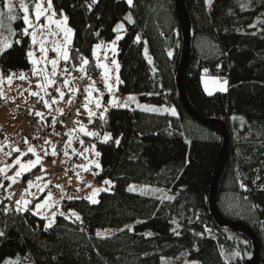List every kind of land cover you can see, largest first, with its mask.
<instances>
[{"label":"trees","instance_id":"1","mask_svg":"<svg viewBox=\"0 0 264 264\" xmlns=\"http://www.w3.org/2000/svg\"><path fill=\"white\" fill-rule=\"evenodd\" d=\"M25 2L32 7L35 0ZM52 5L73 30L70 60L65 62L70 72L90 57L83 69L98 74L91 49L112 41L115 25L123 22L116 55L119 92L133 94L143 104L174 108L177 114L97 110L88 125L98 134L89 138L100 155L94 181H110V190L101 192L95 204L85 198L62 201L61 214L49 227L30 210L17 211L15 200L5 198L0 185V264L12 259L16 264H163L185 259L243 264L249 241L220 229L208 210L221 138L195 123L178 100L181 37L174 0H133L132 5L126 0H52ZM185 5L192 26L187 98L200 115L222 120L230 136L218 209L253 231L264 264V0H185ZM15 15L11 46L0 53V72L34 80L28 60L34 47L21 11L16 9ZM145 46L152 63L145 58ZM203 73L226 78L227 92L207 96L201 87ZM105 134L110 138L100 140ZM17 155L0 156V165ZM35 171L24 175L23 183ZM129 184L164 189L167 198L132 194ZM107 229L114 231L96 236Z\"/></svg>","mask_w":264,"mask_h":264},{"label":"rangeland","instance_id":"2","mask_svg":"<svg viewBox=\"0 0 264 264\" xmlns=\"http://www.w3.org/2000/svg\"><path fill=\"white\" fill-rule=\"evenodd\" d=\"M36 2L37 0H35L32 7H29V19L33 22L34 27L29 28L28 25L26 24L24 25H25V30H27L31 43H32L31 32L32 31L37 32V43L36 44L32 43L33 44L32 46L34 48H37V51H35L34 48L31 51H29L33 55L31 57L28 56V60L32 66V76L38 78V80L32 81L30 80L29 76L24 74L25 76L24 79H20L19 76H13L12 82L11 84H9L7 80L8 77H3V83H0V93H3V98H1V100L4 101L5 99H9V101L14 104V110L11 112L8 109H6V107L0 106V133H2L4 136L3 138H0V156L2 155L3 142L4 141L7 142L9 138H12L11 143L15 144V146H20L19 141L21 140V138H23L24 141L27 143L32 141H34V143H38L40 142V140L41 142L44 141L45 137H42L41 139L35 141V136L37 135L36 131L34 130V128H32V126L28 125L26 117L22 115L24 111L21 112L22 110L21 106L24 105L27 101L30 100L31 97L34 96L31 93L33 92L37 93L38 91L43 90L44 84L47 83L46 80L44 79L45 75H47L48 78L51 77V79L53 80V77H55L58 74L62 76L67 75L69 73L71 74V72L65 66V62L70 60V46L72 45V41H73V30L68 24V19L66 23L63 24V28H70L72 30V34L69 38L66 39L63 28H57L56 23L48 24V19H47V17H51L54 21L59 22V21H63L64 17L66 16L64 14L58 15L55 12L54 8L52 9V11H54L56 15L52 16V11H49L47 8V0H40L42 6L45 9V15L41 17V20L37 24L35 22V13H34V7ZM13 7H14L13 14H15L16 9L20 10L19 0H13ZM0 9H2L1 5H0ZM3 11L5 12V15L3 17H0V52H3L9 47L8 45L11 44L12 36H13L12 27H11L12 21H10L7 18V10L3 9ZM126 18L129 19L130 16L127 15ZM22 20H23V13H22ZM124 28L125 27L123 22H119L118 24L115 25L114 28L115 38L112 41L98 42L91 49L90 56L95 61V64L106 65L109 70L107 85L111 86V91H109V87L106 86L104 80V69L101 68L102 75H100V78L103 80L102 85L109 99L107 102H104L101 96V94H103L102 90L100 88L95 87V89L94 88L93 89L98 94L92 96L90 102H92L96 110H100L102 114H104L107 110L110 109H134L149 113H155L159 115L168 114L175 116L177 113L174 108H170L164 105L156 106V105L143 104L137 100L135 95L122 94L119 92L118 85L120 80H118L117 82V78H119V74H118V67H117L118 63H117L116 55H117V45L123 36ZM41 40L44 41V47L47 50V54H46L47 62L45 61L44 54L41 53L39 50L40 49L39 42ZM54 48L59 49V51H53ZM64 51H67L69 54L67 60L63 59L62 52ZM37 52L38 54H41V56H38ZM49 53H53V56H50ZM144 55L146 59L150 63H152V61L149 59L150 54L146 46L144 47ZM100 58H102L104 62L100 63L99 62ZM53 59L57 61L55 76L51 75L52 65L50 61ZM33 60H37L39 61V63L34 65L32 63ZM82 60H87L88 63L91 61L90 57H84ZM85 66L86 65L83 64L82 61L80 62L79 65L76 66V71L82 73L83 77H86V70L82 71L81 69H83ZM34 72H37L38 74L33 75ZM0 75H2L1 72ZM39 77L42 78V81L40 80ZM200 81H201L202 90L207 96H211L216 93L224 94L228 90V81L226 80V78L223 77L213 76L207 73H203L201 75ZM224 81H227V83L225 84ZM75 82L77 85L74 88V90L77 91L71 90L72 92H78L80 90L79 87H81L80 80L75 79ZM78 83H79V87H78ZM37 85H42L43 87H37ZM91 86L93 85L91 84ZM221 88L225 90H221ZM209 91L211 92V95L208 94ZM129 97H133L134 99L129 100L128 99ZM97 101L100 102L99 108L96 107ZM112 101H115L116 103L113 104ZM125 104H127V107L124 106ZM49 113H50V117H49V123L47 122V125L53 122V115L51 114L50 110ZM43 116L46 117V113ZM78 117L81 118L80 116ZM41 128L44 129L45 127H41ZM55 131L58 132V130ZM93 137L94 136L87 135V137L84 139H80V138L77 139L76 146L74 149V151L77 152V160L74 161V165L84 161L83 164L88 168L87 169L88 172L85 173L77 172L75 170L76 167L73 165V168L71 169L73 170V173L71 172V174H68L67 167L65 169L61 168L59 162L58 163L59 170L54 173L53 172L54 163L52 162L53 165L49 170V174L52 176L57 174H62V176L63 175L64 176L63 177L61 176L62 177L61 180L56 179V182L58 183L53 184L55 188L53 186H47L45 191H43L42 189H39V191H37L38 188L37 186L40 179L33 181V186L31 188L28 187V183H23L22 181L23 176L29 173L35 167H37V165H43L44 162L42 160L44 159H40V163H36L34 167L30 168V170H25L24 172H22V174L19 177L15 178V182H13L11 178L14 177L15 173L20 170V164H27L29 161L35 162L37 160V156L32 154V156H28L27 158H24V156L22 155H17L10 160H6L5 163L0 165V168H5V172L0 173V185L5 188V198L9 199L10 201L15 200L16 209L18 207L16 203L17 201H20L22 199L27 200L28 204L26 208L23 204L19 205V207L23 210H30L37 217L44 219L47 227H49L50 221L52 224L57 214L58 215L61 214V203L63 201L62 198L64 197L63 194H66V196H71V197L73 196L76 199L85 198L90 203H92L93 199L98 201V196L101 194V192H109L111 186L110 183L105 184L103 182L99 184L94 181V176L100 170V155H96V153L98 152L96 145L89 139V138L92 139ZM106 137L108 138L106 139ZM109 138H110L109 134H105L100 138V140L106 141ZM45 144L46 142L42 144V147H37V148L33 147L36 148L37 154L43 150ZM28 149L29 147L27 148V151ZM16 160H19L20 164L15 163ZM97 165H99V167H97ZM34 174L36 173L34 172ZM34 174H31L28 179H33V177L35 176ZM58 185H61L62 188L65 187L64 193L60 192L59 194L58 188L60 187ZM69 186L73 187L74 189H69ZM129 189L132 190L129 191ZM127 190L132 194H136L148 198L159 199V200L167 198V192L164 189L153 186L129 184L127 186ZM93 192L96 193L95 196H93ZM49 193H51V199H48ZM45 195L47 196V198L43 200L42 198H45L44 197ZM37 203H41L42 205H44L38 211V214L35 208V205ZM69 218L70 219L74 218V220L76 221L78 220L76 219V216L74 217L70 216ZM112 231L114 230H110V229L99 230L96 232V236L106 237L110 235ZM97 233H99V235H97ZM6 262H10V264H16L15 259L6 260L3 264H6ZM163 264H198V262L185 259L181 262L169 263L168 260H165Z\"/></svg>","mask_w":264,"mask_h":264},{"label":"water","instance_id":"3","mask_svg":"<svg viewBox=\"0 0 264 264\" xmlns=\"http://www.w3.org/2000/svg\"><path fill=\"white\" fill-rule=\"evenodd\" d=\"M174 10L181 37L180 57L175 74V87L178 100L184 112L198 125L216 133L221 138V147L213 166L209 185L207 204L211 218L220 229L242 235L249 241L250 252H244L243 264H260L261 246L257 236L245 224L224 217L218 209L217 194L221 177L225 171L230 152V136L227 125L220 119L200 115L190 104L185 92V77L190 64L192 26L186 9L185 0H174Z\"/></svg>","mask_w":264,"mask_h":264},{"label":"built area","instance_id":"4","mask_svg":"<svg viewBox=\"0 0 264 264\" xmlns=\"http://www.w3.org/2000/svg\"><path fill=\"white\" fill-rule=\"evenodd\" d=\"M52 56V54H50ZM103 59H100V62H102ZM73 76L76 79H79L81 81V88L78 92H72L64 89L63 81H62V75L58 74L54 77V85L55 88L61 89L64 91V103H65V110L61 112L60 114L53 115V122H51L49 125H46V127L43 129L38 124V117L36 116V112H40L43 115L45 113L43 112L44 103L45 101L48 102L49 110L52 112L53 106H52V100L55 97L54 92H48V93H39L37 96L30 98V100L26 103V106L31 111L29 113H22L24 117H26L28 125L32 126L34 130L36 131L35 141L38 139H41L42 137H45L44 140L50 141L51 143H46L43 147V150L40 153L41 157L46 156L44 154V149H47L48 152L55 149L56 155L53 156L51 154L50 160L54 163V169L53 172H57L59 170L58 163L60 162L63 150L67 145V142L70 137V130L78 123H87V119L81 117L79 118L76 114L77 110L80 108V106L83 103L84 100V89L87 85V83L90 81V83L93 84L94 87L101 88V79L100 77L93 72L90 68L86 71V77H83L82 74H79L78 72H74ZM42 98V99H41ZM0 106L6 107L9 111H13V104L8 101L7 99L5 101H0ZM49 130V132H48ZM55 130H58L56 132ZM0 138H3V134L0 133ZM8 141L11 143L12 138H9ZM20 146H15V144L11 143L12 146L9 151L3 152L5 155L6 153H12V152H18L20 151L24 146V139L21 138L19 141ZM34 142V141H32ZM19 147V148H18ZM22 147V148H21ZM18 149V151H17ZM69 155L67 157V171L68 174L73 173L74 161H75V151H69ZM52 153V152H51ZM69 168V169H68ZM36 176L39 175V172H35Z\"/></svg>","mask_w":264,"mask_h":264},{"label":"crops","instance_id":"5","mask_svg":"<svg viewBox=\"0 0 264 264\" xmlns=\"http://www.w3.org/2000/svg\"><path fill=\"white\" fill-rule=\"evenodd\" d=\"M36 50H37V48H36ZM1 53V52H0ZM146 58V57H145ZM149 59L151 60V57H150V55H149ZM98 68H99V74L100 75H102V69H101V67H99L98 66ZM102 77V76H101ZM40 78V80L42 81V78L41 77H39ZM63 84H64V87H65V89H67V90H72V91H77V90H74V88L76 87V82H75V78L73 77V75H72V72H71V74L69 73V74H67V75H63ZM49 79H51V77L49 78ZM34 80H38V78H35L34 77ZM52 80V79H51ZM102 80V79H101ZM33 81V80H32ZM53 81V80H52ZM65 81H67V84H65ZM103 81V80H102ZM43 84H44V82H43ZM53 84V83H52ZM52 84L51 85H48L47 83H45L44 84V88H43V90H41V91H38V92H48V91H52L53 90V92H55V97H54V99L52 100V105H53V110H52V112H51V114L52 115H58V114H60L61 112H63L64 110H65V103H64V99H63V96H61V93H63V91L62 90H60V89H55V87H53L52 86ZM92 84V83H91ZM91 84H87L86 85V87H85V91H84V102H83V104H82V106L77 110V112H76V114L78 115V116H80V117H83V118H85V119H87L88 121H87V123H81V122H78L76 125H75V127L73 128V129H71V131H70V139H69V141H68V144L66 145V147L64 148V150H63V156H62V158H61V161H60V166H61V168H63V169H65L66 167H67V157H68V155H69V151L71 150V151H74V149H75V146H76V140L77 139H84V138H86L87 137V135H85V132H91L90 130H89V128H88V125H89V123H91L92 122V119H93V117H94V115H95V113L97 112V110H96V108L93 106V104H92V102H90V99L92 98V96H95V95H97L98 93L97 92H95V87L94 86H91ZM103 84V83H102ZM105 84V83H104ZM93 85V84H92ZM78 87H79V83H78ZM94 88V89H93ZM79 89H80V87H79ZM78 89V90H79ZM102 91H103V94H101V96H102V99H103V101L104 102H107L108 101V99H109V97H108V95L106 94V91H105V89L103 88V85H102ZM37 92V93H38ZM104 96H107V97H105L104 98ZM137 98V97H136ZM53 101H55V102H53ZM85 105H87V108H85ZM21 108H22V110H21V112L22 111H24V112H26V113H29V112H31L29 109H27V107H26V103L24 104V105H22L21 106ZM49 107H45V104H44V108H43V112L44 113H46V117L45 116H37L38 117V121H39V124H40V126L41 127H46V125H47V122L49 123V117H50V113H49V109H48ZM20 112V113H21ZM89 112H92L93 113V115L91 116V117H89ZM37 113V112H36ZM11 126V125H10ZM81 128H83L84 129V131H81ZM92 133V132H91ZM47 140H44V141H42L41 142V140H40V142H38V143H34V142H25L24 143V146H23V149H22V151H21V153H19L18 155H27V157L28 156H32V153L31 152H29V151H27V148L28 147H42V144H44L45 142H46ZM3 147H2V149L3 148H5V147H10V144L9 143H3V145H2ZM36 148H35V150H36ZM51 150L48 152L49 154L48 155H46V156H44V157H41L40 156V153H38V155L40 156V158L41 159H44V160H42L43 162H44V164L43 165H37V167H35L33 170H36V171H38V172H40V175H38V176H34L33 177V179H27L26 181H25V183H27L29 180H32V181H35V180H38L37 179V177H41V179H40V181H39V183H38V188H37V191H39V189H42L43 191H45L46 190V188H47V186H53V184H55V183H58V182H56V179L57 180H61L62 179V177L64 176H62V174H57V175H54V176H52V175H50L49 174V170H50V168H51V166L53 165V163H52V161L50 160V156H51ZM65 152L67 153L66 155H65ZM76 160H77V152H76ZM83 162L84 161H82L81 163H79V164H75L74 166L76 167L75 168V170L77 171V172H81V173H85V172H87V167L83 164ZM85 166V167H84ZM42 169H43V171H42ZM32 171V170H31ZM30 171V172H31ZM29 172V173H30ZM62 176V177H61ZM49 177H51V178H49ZM47 178H49V179H47ZM46 179H47V181H46ZM60 188H58L59 189V194H60V192H63L64 193V189H65V187H61V185H58ZM54 187V186H53ZM68 187V186H67ZM55 188V187H54ZM61 189V190H60ZM69 189H74L73 187H70L69 186ZM68 189V190H69ZM64 195V197L62 198V200L63 201H65V200H72V199H76V198H74L73 196L71 197V196H66V194H63ZM45 198H42L43 200H45L46 198H47V196L45 195L44 196Z\"/></svg>","mask_w":264,"mask_h":264},{"label":"snow or ice","instance_id":"6","mask_svg":"<svg viewBox=\"0 0 264 264\" xmlns=\"http://www.w3.org/2000/svg\"><path fill=\"white\" fill-rule=\"evenodd\" d=\"M128 4L129 5H132L133 3V0H127ZM19 8H20V11L23 13V22L24 24L28 25L29 28H33L34 27V24L33 22L29 19V7H28V4L25 2V0H19ZM47 8L49 11H52L53 9V5H52V0H47ZM3 9H6L7 10V18L11 21V20H15L17 19V16L14 13V7H13V0H2V9H0V17H3L5 15V12L3 11ZM34 13H35V22L38 24L39 21L41 20V17L45 15V9L44 7L42 6V3L40 2V0H37V2L35 3V7H34ZM56 13L54 11H52V16H55ZM48 19V24H52V23H56V26L57 28H63V24L66 23L67 21V17H64V20L63 21H54L51 17H47ZM63 31H64V35H65V38H69L72 34V30L70 28H63ZM25 34H28L27 33V30H25ZM31 38H32V43L33 44H36L37 43V32L36 31H32L31 32ZM40 52L44 54L45 56V61H46V54H47V50L46 48L44 47V41L41 40L40 42ZM9 47L11 45H8ZM53 51H59V49H53ZM33 54L31 52L28 53V56L31 57ZM68 52L67 51H64L62 52V56H63V59L64 60H67L68 59ZM169 55H171V53H169ZM47 62V61H46ZM32 63L35 65L37 63H39V61L37 60H33ZM51 65H52V73L51 75L52 76H55L56 75V65H57V61L55 59L51 60L50 61ZM82 63L87 65L88 61L87 60H82ZM99 67L103 68L104 69V80H105V83H106V86L109 87V91H111V86L110 85H107V80H108V68L106 65H103V64H100L98 65ZM118 67V66H117ZM82 71L84 69H81ZM42 71V70H41ZM38 73L37 72H34L33 75H37ZM13 76H15V74H12L10 75L7 80H8V83L11 84L12 82V79H13ZM19 77L20 79H24L25 76L23 73H20L19 74ZM44 79L46 80L47 84L48 85H51L52 83H54V81H52L51 79L48 78L47 75L44 76ZM119 78H117V82H118ZM0 83H3V76L0 75ZM224 83L226 84L227 81H224ZM65 84H67V81H65ZM37 87H43L42 85H37ZM221 90H225L223 88H221ZM32 95H38V93L36 92H33L31 93ZM209 95H211V92L209 91L208 93ZM61 96H63V93H61ZM0 98H3V93H0ZM42 99V98H41ZM129 100H132L134 99L133 97H129L128 98ZM55 102V101H53ZM113 104H115L116 102L115 101H112ZM125 107H127V104L124 105ZM45 107H48V102L45 101ZM96 107L99 108L100 107V102L97 101L96 102ZM85 108H87V105H85ZM147 110V109H145ZM175 114V113H173ZM37 116H42V114L40 112H37L36 113ZM93 115L92 112H89V117H91ZM81 131H84L83 128H81ZM85 135H90V136H96L98 135L97 133H89V132H85ZM108 137H106L107 139ZM46 143H51L50 141H46ZM118 143V141H117ZM18 151V149H17ZM29 152H31L33 155L37 156V160L35 162L33 161H29L27 164H20V161L19 160H16L15 163L17 164H20V170L17 171L15 173V176L12 177L11 179L13 180V182H15V178L16 177H19L22 172H24L25 170H30L31 167H34L36 163H40V156L36 153V150L35 148L33 147H29L28 149ZM44 154L45 155H48V150L47 149H44ZM53 156L56 155V152H55V149L53 148L52 150V153H51ZM67 153L65 152V155ZM96 155H99V153L97 152ZM55 163V161H53ZM97 167H99V165H97ZM43 171V169H42ZM5 172V168H0V173H4ZM7 178V177H6ZM37 179H41V177H37ZM28 187L31 188L33 186V181L29 180L28 182ZM105 184H109L110 181H107L105 180L104 181ZM243 186V185H242ZM132 189H129V191H131ZM95 192H93V196H95ZM48 199H51V193H49L48 195ZM97 201L95 199L92 200V203H96ZM18 207H17V211H20L21 208L19 207V205L23 204L26 208L27 204H28V201L27 200H20V201H17L16 202ZM44 205H42L41 203H37L35 205V208L37 210V214H38V211L43 207ZM73 215H75V213H73ZM76 219H80L79 216H76ZM49 226H51V221L49 222ZM4 233L2 231H0V236H2ZM97 235H99V233H97ZM235 255H238V253H234ZM6 264H10V262H6Z\"/></svg>","mask_w":264,"mask_h":264}]
</instances>
